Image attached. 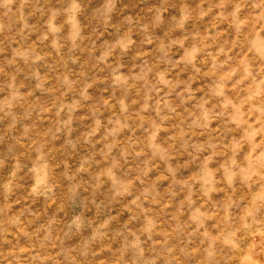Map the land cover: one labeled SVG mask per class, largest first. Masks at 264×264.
I'll use <instances>...</instances> for the list:
<instances>
[{"label":"clouds","instance_id":"clouds-1","mask_svg":"<svg viewBox=\"0 0 264 264\" xmlns=\"http://www.w3.org/2000/svg\"><path fill=\"white\" fill-rule=\"evenodd\" d=\"M0 264H264V0H0Z\"/></svg>","mask_w":264,"mask_h":264}]
</instances>
